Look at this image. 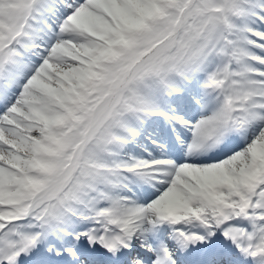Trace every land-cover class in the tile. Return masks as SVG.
I'll return each instance as SVG.
<instances>
[{
  "label": "snow or ice",
  "instance_id": "obj_1",
  "mask_svg": "<svg viewBox=\"0 0 264 264\" xmlns=\"http://www.w3.org/2000/svg\"><path fill=\"white\" fill-rule=\"evenodd\" d=\"M0 264H264V0H0Z\"/></svg>",
  "mask_w": 264,
  "mask_h": 264
}]
</instances>
